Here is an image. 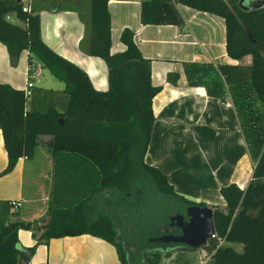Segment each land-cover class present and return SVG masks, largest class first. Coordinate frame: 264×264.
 I'll return each instance as SVG.
<instances>
[{"label":"trees","instance_id":"1","mask_svg":"<svg viewBox=\"0 0 264 264\" xmlns=\"http://www.w3.org/2000/svg\"><path fill=\"white\" fill-rule=\"evenodd\" d=\"M167 1L142 0L140 22H163ZM173 1L221 16L227 55L235 60L250 56L248 63L216 65L228 84L243 139L253 147L249 152L254 162L246 185L240 188L229 182L219 186L223 208L195 202L175 192L157 167L143 161L153 122L151 98L160 86L150 83L149 61L140 54L131 30L122 28L119 33L124 49L110 52L107 0H89L88 30L82 45L88 55L105 62V90L95 89L83 69L43 42L34 4L22 11L19 1L0 0V41L8 55L15 58L26 49L29 57H36L63 84L57 89L33 86L25 96L22 88L0 82V132L7 157L2 172L10 170L19 157H32L40 135L47 136L51 170L46 218L40 225L10 218L13 211L6 200H0V264L28 263L24 251L31 253L33 246H17L19 227L32 230L34 237L37 227L36 242L44 243L63 235L97 236L114 244L119 264H129L111 216L101 210L88 215L86 203L102 190L142 207L148 198L156 204L155 197L166 198L164 202L174 203L178 211L190 204L207 205L212 209L214 234L222 241L207 240L204 245L211 264H264V123L252 102L256 99L264 107V3ZM166 78L175 81L174 74ZM235 243L241 244L240 250ZM150 244L143 264H159L173 248H188L177 243Z\"/></svg>","mask_w":264,"mask_h":264},{"label":"crops","instance_id":"2","mask_svg":"<svg viewBox=\"0 0 264 264\" xmlns=\"http://www.w3.org/2000/svg\"><path fill=\"white\" fill-rule=\"evenodd\" d=\"M141 1L107 0L106 5L110 52L124 49L119 33L122 28L131 30L140 54L149 61L150 83L160 86L151 98L153 122L143 161L157 167L175 192L223 208L219 186L235 182L243 188L253 166V161L245 157L228 84L216 67L219 62L240 60L226 53L221 16L169 0L163 4L166 13L163 22L141 23ZM70 2L69 7L58 2L47 4L45 0L29 3L36 7L43 42L83 69L95 89L105 90V62L98 56L88 55L82 47L88 30L89 0ZM40 67L26 49L11 58L0 41L1 83L23 89L26 72L31 78L41 75ZM167 74H174L175 81L167 80ZM32 84L31 87L33 80ZM221 93L223 96H217ZM226 144H235L237 153L229 147L221 159L215 150L224 149ZM207 148L212 150L211 154ZM28 159L21 156L10 170L2 172L7 157L0 132V200H17L16 207L26 204L19 220L40 225L46 218L51 176L48 185L49 174L42 173V163L32 169V158ZM44 159L49 170L47 152ZM35 239L29 229H17L18 247L24 249L34 244L27 264H118L112 246L91 234L52 237L46 243L37 244Z\"/></svg>","mask_w":264,"mask_h":264},{"label":"rangeland","instance_id":"3","mask_svg":"<svg viewBox=\"0 0 264 264\" xmlns=\"http://www.w3.org/2000/svg\"><path fill=\"white\" fill-rule=\"evenodd\" d=\"M45 1L47 2V4L58 2L61 6L66 7H69L71 6L70 4H72L70 0ZM32 58L35 62H38L36 57L32 56ZM249 60L250 56L247 54L240 59V62H249ZM40 68L42 70L41 75H32V78L30 77L34 82V86H41L53 89L62 88L63 84L59 79L51 75L45 67L41 66ZM252 102L253 105L257 108V110L261 112V121H263L264 123V107L261 106L256 101V99H253ZM46 139V135L38 136V142L35 147L34 155L32 157H29L28 161L32 158L30 161V164L34 165L30 167L32 169H37V164L40 162L42 163V173L49 174V178L47 180L49 185L51 170L50 168L49 170H47L49 164L45 163L44 159L45 154L47 152V147L45 145ZM243 141L244 152L246 153L245 157H249L250 160L254 162V157H252L249 152V149L251 151V148H253L252 145L249 144L248 146V141L246 139H243ZM224 147V149L219 148L218 150H215V153L217 151L221 159L224 158V151L229 147L235 150V154L237 153V146L235 144H226ZM206 151L208 154H211L212 152L210 148H207ZM28 172L29 171L27 170V173ZM44 189L47 188L44 187ZM155 199L157 200L156 204L154 203L153 199L150 200L148 198L147 203H145L144 207H142L137 202L126 201L119 198L112 191L102 190L98 194H95V196L86 203L89 216L93 215L96 210H101L105 213L107 212L111 216L116 228L117 242L120 243V250L124 252L129 264H143L142 260L144 259L146 251L152 247V244H150V242H153L152 238L158 235L159 229L162 227V225H159V223L178 211L177 205H174V203L164 202L166 201V198L155 197ZM191 199L196 202L202 201L199 198H196L197 200L195 198ZM203 203L209 204L208 202L204 201ZM25 205L26 204L23 203L22 206L13 207V213L10 215V218L19 219L20 217H22ZM33 231L35 232L36 237L38 232L37 227H34ZM106 242L112 246L113 254L119 264V259L114 244L108 241ZM240 246V243L234 244L236 250H240ZM169 255V257L167 256L162 259V264H211L209 256L210 253L204 245L188 248L176 247L170 251Z\"/></svg>","mask_w":264,"mask_h":264},{"label":"water","instance_id":"4","mask_svg":"<svg viewBox=\"0 0 264 264\" xmlns=\"http://www.w3.org/2000/svg\"><path fill=\"white\" fill-rule=\"evenodd\" d=\"M263 2L264 0L260 1V3ZM58 121L61 122L60 119ZM184 214L187 216L186 220L183 219V214L179 212L169 217V224H174L180 228L179 234L167 233L153 237L152 241L177 243L188 247L205 245L214 232L211 207L207 205L190 204L185 207ZM24 252L29 256L30 253L28 250Z\"/></svg>","mask_w":264,"mask_h":264},{"label":"built area","instance_id":"5","mask_svg":"<svg viewBox=\"0 0 264 264\" xmlns=\"http://www.w3.org/2000/svg\"><path fill=\"white\" fill-rule=\"evenodd\" d=\"M18 1L21 4L20 8L22 11H28L29 10L30 0H18ZM6 18L11 19V15L7 14ZM32 85L33 84H32V80L30 79V73L26 72V82H25V85L23 87V92H24L25 96H28L30 94V88ZM7 202L9 204L10 208H13L19 204V202L17 200H8ZM216 239H217V237L213 232V234L210 236V238L208 240H216ZM217 241H218V243H220L221 239H217Z\"/></svg>","mask_w":264,"mask_h":264},{"label":"flooded vegetation","instance_id":"6","mask_svg":"<svg viewBox=\"0 0 264 264\" xmlns=\"http://www.w3.org/2000/svg\"><path fill=\"white\" fill-rule=\"evenodd\" d=\"M261 0H247V2H244V5H250V6H255V5H259V4H262L260 3ZM264 3V2H263ZM184 208L182 210H179L177 212L179 213H182L183 214V219L186 220L187 219V216L184 214ZM176 212V213H177ZM170 220H169V217L167 218L166 221H164L163 223H161L162 227L160 228V232L157 236H160V235H164V234H167V233H172V234H179L180 233V228L174 224L170 225ZM155 236V237H157ZM155 242V244L157 245H160L162 244L163 242H158V241H153ZM164 244H168V243H164Z\"/></svg>","mask_w":264,"mask_h":264}]
</instances>
